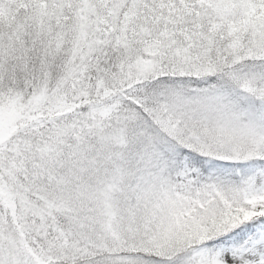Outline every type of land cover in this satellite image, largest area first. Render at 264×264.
I'll use <instances>...</instances> for the list:
<instances>
[{"label":"snow or ice","instance_id":"6c2138e0","mask_svg":"<svg viewBox=\"0 0 264 264\" xmlns=\"http://www.w3.org/2000/svg\"><path fill=\"white\" fill-rule=\"evenodd\" d=\"M0 264H264V0H0Z\"/></svg>","mask_w":264,"mask_h":264}]
</instances>
